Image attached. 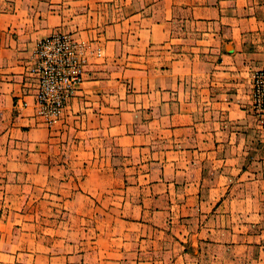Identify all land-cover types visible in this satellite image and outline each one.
Masks as SVG:
<instances>
[{
    "label": "crops",
    "instance_id": "obj_1",
    "mask_svg": "<svg viewBox=\"0 0 264 264\" xmlns=\"http://www.w3.org/2000/svg\"><path fill=\"white\" fill-rule=\"evenodd\" d=\"M57 30L90 53L47 126ZM261 67L264 0H0V264H264Z\"/></svg>",
    "mask_w": 264,
    "mask_h": 264
},
{
    "label": "built area",
    "instance_id": "obj_2",
    "mask_svg": "<svg viewBox=\"0 0 264 264\" xmlns=\"http://www.w3.org/2000/svg\"><path fill=\"white\" fill-rule=\"evenodd\" d=\"M88 43L60 30L39 39L29 56V69L38 77L36 112L47 126L55 124L64 113L69 98L84 79L88 61ZM98 55L102 48L96 49ZM252 109L264 126V67L252 72Z\"/></svg>",
    "mask_w": 264,
    "mask_h": 264
},
{
    "label": "rangeland",
    "instance_id": "obj_3",
    "mask_svg": "<svg viewBox=\"0 0 264 264\" xmlns=\"http://www.w3.org/2000/svg\"><path fill=\"white\" fill-rule=\"evenodd\" d=\"M256 70V69H255ZM254 71V70H253ZM252 75V74H251ZM252 82V81H251ZM251 95H252V92H251ZM251 101H252V96H251ZM250 108H251V110L253 111V107H252V104H251V106H250ZM65 111V110H64ZM253 113L256 115V113H255V111H253ZM64 114V113H63ZM256 117H257V115H256ZM61 119V118H60ZM59 119V120H60ZM58 120V121H59ZM259 120V119H258ZM57 121V122H58ZM56 122V123H57ZM259 124H260V122L259 121H257ZM55 123V124H56ZM55 124H53V125H55ZM227 166H231V168L229 169V172L231 173V172H238L239 170L241 171V172H243V173H246V172H249V171H253V169H251V167H250V165L249 164H247V165H243L242 167H239L238 165H233V163H227ZM259 166V165H258ZM258 171H261L260 170V168L258 169ZM231 183V182H230ZM254 187H259V186H254ZM260 188V187H259Z\"/></svg>",
    "mask_w": 264,
    "mask_h": 264
}]
</instances>
